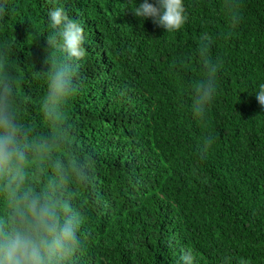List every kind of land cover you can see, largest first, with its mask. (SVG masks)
Masks as SVG:
<instances>
[{"label":"trees","instance_id":"1","mask_svg":"<svg viewBox=\"0 0 264 264\" xmlns=\"http://www.w3.org/2000/svg\"><path fill=\"white\" fill-rule=\"evenodd\" d=\"M183 2L187 21L171 33L134 16L143 0H8L0 18V43L15 42L24 119L38 134L48 131L40 110L47 13L64 7L82 22L86 56L63 111L77 154L95 166L74 201L88 241L75 264H177L182 248L194 264H264V108L255 97L264 0H240L234 30L224 0ZM205 33L221 63L201 121L191 105Z\"/></svg>","mask_w":264,"mask_h":264},{"label":"clouds","instance_id":"2","mask_svg":"<svg viewBox=\"0 0 264 264\" xmlns=\"http://www.w3.org/2000/svg\"><path fill=\"white\" fill-rule=\"evenodd\" d=\"M7 7L8 0H0V18ZM224 11L230 28L236 29L242 20L240 0H224ZM132 12L169 33L187 21L183 0H143ZM47 23L52 33L46 36L47 70L42 72L47 92L40 109L46 134L36 133L25 122L19 76L10 60L15 42L0 43V264H75L77 253L88 243L79 234L82 216L74 201L78 189L91 183L95 161L77 154L72 125L63 111L76 91L78 62L86 56L84 30L64 7L49 10ZM211 44L210 36L202 34L198 52L203 78L194 85L191 105L193 117L201 121L217 92L221 63L213 60ZM255 97L264 108V84ZM213 143L210 135L204 139L201 158ZM180 251L177 264H194L191 248Z\"/></svg>","mask_w":264,"mask_h":264}]
</instances>
